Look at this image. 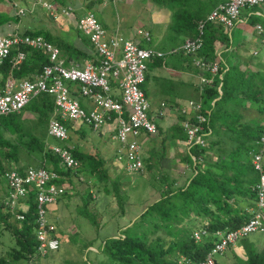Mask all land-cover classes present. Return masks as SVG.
Masks as SVG:
<instances>
[{
  "label": "trees",
  "instance_id": "1",
  "mask_svg": "<svg viewBox=\"0 0 264 264\" xmlns=\"http://www.w3.org/2000/svg\"><path fill=\"white\" fill-rule=\"evenodd\" d=\"M154 1L171 10L172 21L168 35L176 39L172 40V44L177 46H180L178 38L182 36L184 39L196 38L199 35L200 21H205L222 2V0ZM92 6L90 3V9ZM192 6L198 9L193 11ZM1 11L0 29L12 21L10 18L12 15L8 16L7 13ZM19 20L20 17L15 19V21ZM25 33L43 36L60 48L61 55L63 52L68 56L78 53L76 49L70 47L68 42L66 44L62 43L63 41L56 42L50 34L32 31ZM202 39L203 47L198 53L199 58L208 64L219 62V71L217 75H213L209 70L196 67L201 73L200 77L212 80V84L202 86L203 103L195 101L196 104L201 105V110L196 113L207 118V122L203 124L204 128L210 125L211 129L219 134L220 143L211 142L208 137L204 136L206 146L199 143L189 144V135L184 128L185 116L193 118L195 114L193 112L186 115L181 114L184 118L182 128L187 134L191 148L184 159L193 170L192 176L187 179L188 185L170 190L166 197L163 196V199L148 206L132 223V226L127 227L119 237L105 240L100 248L104 257L102 264H178L181 257H188L198 262L205 258L213 245L221 242L220 236L215 233L237 231L253 218L252 211L255 210L257 203L254 188L261 180V173L255 169L254 160L262 150L260 139L264 133V73H240L237 69H233L236 67L227 69L228 67L218 55V50L223 44L225 49L230 48L232 39L222 26L206 22ZM19 51L26 53V60L15 67L14 59L18 51L12 52L0 68V87H4L9 78L33 79L49 63V58L43 51L32 50L26 46ZM70 60L74 58L71 57ZM240 95H245L248 104H251L244 107L242 111L239 110L242 106L239 100ZM32 101L43 106L42 110L38 108L39 120L54 111L55 105L51 95L40 94ZM253 111H256L255 117L252 116ZM160 112L159 116L163 117L164 113L161 115ZM149 116L152 118L151 113ZM14 117V114L0 116L2 126H5L7 121L12 122ZM153 121L156 124L154 119ZM191 123H197V119L193 118ZM223 129H225L224 133ZM223 135H226L228 139L225 140V144L222 142ZM141 137L142 135L138 140L140 144ZM42 139L37 137L29 141L30 147L33 148L32 152L44 153L50 165L41 166V168L59 172V158L51 150L45 149L40 141ZM216 151L219 156L218 160H214ZM74 156L81 167L84 155L74 153ZM140 156L143 158L142 151ZM2 158L1 173L7 171L5 160L8 162L14 157L5 154ZM262 162L264 167V156ZM105 174L108 175L106 172ZM116 191L120 195V187ZM27 199L30 201V206L20 211L25 215L24 220H18L11 213L3 212L1 207L0 222L14 238L16 246L6 257L0 256V264H22L30 258H35L34 255L38 248L34 233L37 194L31 192ZM4 208L5 205L3 206L5 211ZM11 220L14 222L12 223ZM196 231H201L198 233L201 239L204 237L202 231L206 232L201 243H196L199 240L196 237ZM250 236L239 240L235 246L229 247L221 256L234 253L236 259H239L237 264H264V249L258 250L255 242L250 243L249 240H252ZM238 245V249L241 247L246 250L247 258L242 259L239 252H235Z\"/></svg>",
  "mask_w": 264,
  "mask_h": 264
},
{
  "label": "crops",
  "instance_id": "2",
  "mask_svg": "<svg viewBox=\"0 0 264 264\" xmlns=\"http://www.w3.org/2000/svg\"><path fill=\"white\" fill-rule=\"evenodd\" d=\"M90 3L93 5L91 9ZM59 4L64 9L72 8V12L66 16L60 15L56 19L50 17L42 8H37L34 13H30L31 15L33 14L29 19L30 24H27L22 29H24L25 32L32 31L50 34L55 38L56 42L63 41L62 43L65 44L68 42L70 47L78 51V53L76 52L77 54H71L69 56L64 52L61 55V60L68 68H82L88 63L98 62L97 53L91 45L89 38L78 29L79 20L89 12L95 14L106 30L108 37L118 36L133 40L140 44V46L142 45V48L166 53V58L164 60L159 61L156 59L149 63L147 78L143 85V90L151 105L150 113L152 114V118L156 121L158 128L156 134H143L140 139L145 172L132 175L125 167L126 162L124 163L118 159V151L121 150V145L114 139L116 132L115 124L109 123L102 130L95 131L82 121L66 119L64 124L68 128L69 139L66 143H63L51 137L49 133L51 121L59 117L55 108L53 112L48 113L49 116L38 121V108L42 110L43 106L37 105L33 101L23 111L14 114L15 117L12 122L7 121L5 126H2L0 122V161L3 160L2 155L4 156L5 154L14 157L9 159L8 162L5 160V168L7 167V170L15 169L20 172H26L29 168L38 169L41 168V166L48 167L50 164L45 158L44 153L32 152L33 148L29 145V141L37 137L43 138L40 141L44 144L45 149L48 151L51 150L56 157L57 155L52 149L54 147H66V145L71 149L73 155L74 153L84 155L81 161V167L74 170H66V168L59 163V172L56 173H59L62 177L57 181V184L64 186L67 193L60 198L57 204L49 207L50 215L53 214V210H55V206H57V211L61 214H70V210L73 209L79 213L84 212L83 216L88 217V202L86 203L87 192L91 194V199L95 200V203L98 202L103 208L100 197L93 194V187H95L96 183L92 182L90 179L91 176H96V178H99V180H96L97 182L108 183L116 190L120 187L122 192L120 191V197L117 196L120 201H124L126 195L127 199L130 197L128 190L135 192L139 189H134V180L126 178V176H145L146 173H157L160 176L156 177V181L160 184L158 188L160 197L155 199L154 202L160 201L163 199V196L166 197L167 192L172 189L175 190L187 186L189 182H187V179L192 176L193 170L190 168L188 162L184 160L191 148L188 144L187 134L182 128L184 118L181 117V114L183 109L187 106L188 101H203L202 86L200 83L201 73L193 64L194 58L185 56L182 52V47L189 38L184 39L183 36L178 38L180 46L172 44V40L176 39L168 35L169 26L172 21V13L170 10L166 6L156 4L154 0H100L97 3L91 2L90 0H59ZM10 5L8 1V4L4 3L3 6L5 8L9 6V9H11ZM4 7H2V11H0L7 13V11H4ZM192 9L196 11L198 8L192 6ZM180 11H182V9ZM140 12L144 13V16L139 17ZM249 13H254V15H248ZM41 14L44 15L46 19L39 17ZM135 14H137L139 18H135ZM16 18H18V16L16 17L13 15L12 19L15 20ZM242 20L243 23L234 29L235 36H232V33L230 35L232 39L230 48L228 47L225 49L224 44L220 45L218 55H220L221 59L228 67V70L236 67L233 69H237L240 73H264V58H259L260 52L252 48L251 56L250 51H248L249 47L245 44L247 41L251 42L253 36H257L254 31L253 21L263 24L264 6L256 7L252 11L245 9L242 13ZM20 21L21 18L18 22ZM12 26V24L3 26L0 29V35L12 34L9 30V27ZM14 26V28L22 31L19 23ZM164 29H168V33H165ZM234 39L236 40L237 46ZM233 44H235V47ZM71 57H73L74 60H70ZM14 80L20 81L17 79ZM2 87L3 86L0 88ZM70 87L73 96L80 102L82 107L90 110L92 108L90 100L80 94L78 84L70 83ZM111 92L121 101V91L115 83H113ZM239 100L242 102V106L239 107L240 111H242L244 107L251 105L248 104L245 95H240ZM160 111H163V117L159 116ZM252 116H256V111H253ZM37 132L38 135L33 134ZM224 132L225 129H223V133ZM225 140L228 139L226 135H223V144H225ZM210 141L220 143L219 134L214 130H212ZM227 148L230 150L229 146ZM224 150H226L225 146ZM218 159L219 156L216 151V153H214V160ZM208 163L211 162L208 161ZM184 164L186 167L182 169ZM94 170H96L95 172H97V174L93 172ZM103 172L104 177L101 178L99 174ZM105 172L108 173V175H106ZM1 174L0 172V212L1 207L2 211L5 212L3 206L6 205L5 202L9 197V188L6 180ZM70 187L76 189L70 191ZM116 190L115 194L118 195ZM104 191L109 194L107 190ZM144 192H146L148 196L155 193L153 190H144ZM80 194H82V196ZM93 195L95 197H92ZM29 206L30 201L26 199L23 208L27 209ZM94 210L102 214L97 206ZM141 215L139 214V217ZM139 217H135L132 222H129L128 227ZM50 221L56 224L58 230L59 226L51 216ZM82 229L86 230L89 229V227L85 223ZM112 237L117 236L114 235ZM249 242L252 243L254 241L249 240ZM238 247L239 245L237 248ZM242 249L243 248L240 247L238 251Z\"/></svg>",
  "mask_w": 264,
  "mask_h": 264
},
{
  "label": "built area",
  "instance_id": "3",
  "mask_svg": "<svg viewBox=\"0 0 264 264\" xmlns=\"http://www.w3.org/2000/svg\"><path fill=\"white\" fill-rule=\"evenodd\" d=\"M95 3L100 0H91ZM117 1V0H115ZM264 4V0H222L205 21L199 23V35L185 41L182 52L185 56H194V65L198 68L209 70L213 75L219 71V63L208 64L198 57L203 47V34L206 22L222 26L226 32H231L243 23L242 13L245 9H252ZM18 8L20 15H27L37 8L44 9L52 18L60 15H69L72 8L64 9L59 0H31L29 8H20L17 3H11ZM248 15H254L249 13ZM78 29L86 35L95 49L98 62L88 63L85 67L68 68L61 60L59 47L46 40L41 35L15 32L0 35V68L12 52L18 51L14 59V66L21 65L26 60V53L19 51L22 47L32 50H40L47 54L49 63L33 79L16 81L9 78L3 88H0V116H10L23 111L31 101L40 94H48L54 98L55 110L59 114L49 126L50 136L66 143L69 139L68 128L64 124L67 120L82 121L93 130L100 131L107 124L116 125L114 139L120 145V160L126 162L127 170L131 173H141L144 170V160L140 156L141 145L139 138L143 134L154 135L158 132L157 125L149 116L151 105L143 90L147 78L149 63L164 60L166 53L140 47L133 40L122 37H108L103 25L93 12L87 13L78 22ZM256 31L264 44V27L256 25ZM201 82L212 84L211 79L203 78ZM70 83H77L80 94L90 100L92 108L82 107L73 96ZM113 83L121 91V101L112 94ZM201 105L190 101L183 109L182 114L193 112L197 123H191V116H185L184 127L189 135V144H205L209 135L207 122L204 115H198ZM162 115L163 112H160ZM204 136L206 138L204 139ZM261 152L256 155L255 169L261 173V180L254 188L257 203L252 211L253 218L243 228L233 232H217L221 242L216 244L205 260L194 262L191 259L182 258L179 264H215V257L222 254L231 246L243 238L255 233H264V133L260 139ZM60 161V165L66 170H74L79 167V161L73 155L71 149L66 147H54L52 149ZM1 157V151H0ZM9 188V197L5 202V212L11 213L18 220H24L21 214L28 195L37 194V207L35 227L38 240V252L49 255L60 249L56 226L48 218V209L57 204L60 198L66 194V188L57 184L62 177L59 173L45 168H29L25 173L18 170H7L1 174ZM23 201V203H22ZM201 232V231H200ZM198 232V233H200ZM196 233L197 239L201 235ZM206 235L205 231H202ZM39 254L36 255L40 256ZM47 255V256H48ZM46 257V256H45ZM35 258H30L25 264H34Z\"/></svg>",
  "mask_w": 264,
  "mask_h": 264
},
{
  "label": "rangeland",
  "instance_id": "4",
  "mask_svg": "<svg viewBox=\"0 0 264 264\" xmlns=\"http://www.w3.org/2000/svg\"><path fill=\"white\" fill-rule=\"evenodd\" d=\"M9 3L15 2L18 4L20 8H25L27 6L30 7L31 0H8ZM7 0L0 1V7H4V3L8 4ZM264 4H261L256 7H263ZM254 7V8H256ZM5 8V7H4ZM7 6L4 11H7L8 16L10 18H13L14 16H18L21 18V21H15L12 19L9 23L6 25L12 24V27H9L10 33H23L25 32L23 27H25L29 23L31 12H28L27 15H20L17 11L18 8L11 7L10 5ZM179 8V7H178ZM252 9H248L252 11ZM9 11V12H8ZM171 12V10H170ZM12 13V14H11ZM172 13V12H171ZM144 16V13L140 12L139 17ZM42 19H46L44 15H40ZM135 18H139L137 14L134 16ZM141 20V19H140ZM142 21V20H141ZM143 22V21H142ZM19 23L20 29L22 31H19V29L14 28L15 24ZM264 24V22H263ZM5 26V25H4ZM15 31V32H14ZM165 33H168V29H164ZM257 35V34H256ZM232 36H235V32L233 30ZM235 44L237 46L236 40L234 39ZM253 43V44H251ZM235 44L233 46L235 47ZM249 48L248 51H250V55L252 56V51L257 50L260 52L259 58H264V44L261 41V38L257 36H253L251 39V42L247 41L245 43ZM38 121H40L38 119ZM37 134V133H33ZM27 141V140H26ZM207 142L203 144V146H206ZM38 156V155H37ZM186 165L184 164V169ZM132 175H137L135 173H130ZM99 176L101 178L104 177L103 173H100ZM156 177H160L157 173H146L145 176H126V178H129L131 180H134V184L136 188H139L135 192H131V190H128V194L130 197L127 199V195L124 197V201H120L119 198L115 194V189L109 185L108 183L104 182H97L96 180H99V178H96V176H91L90 179L95 184V187H93V194L98 195L100 197V202L103 205V208L100 206V204L96 201L91 199V194L89 192L86 193L87 196V209L89 211V216L85 217L83 216V213H79L74 211L73 209L70 210L71 213L67 214L57 211V206L55 210H53V214L51 218L58 224V234L60 239V249L56 252H53L51 254L45 255L44 253L42 255L39 254L37 251V254L35 256L34 264H102L104 257L102 256V253L100 252V248L105 240L111 238L112 236L116 235L117 237L120 236V233L125 232V229L129 226V222H132V220L135 217H139V214L143 213V210L152 205L155 199L160 197V194L158 193V188L160 184L156 181ZM159 180V179H158ZM94 185V184H93ZM76 189L74 187H70V191ZM80 190V189H79ZM104 190H107L109 194H107ZM145 191H155L154 194L148 196V194ZM122 192V190H120ZM100 195H99V194ZM82 196V194H80ZM92 197H95V196ZM77 196V197H81ZM98 204V205H97ZM97 206L98 209L102 212V214L96 212L94 208ZM125 209V212H124ZM84 211V209H83ZM6 213V212H5ZM124 213V215H123ZM15 217V216H14ZM16 218V217H15ZM90 220V221H89ZM13 223L14 221L11 220ZM87 224L89 229H82L83 224ZM94 224V225H93ZM132 226V225H131ZM250 238L256 243L258 250L264 249V235L262 234H253L250 236ZM16 246V243L14 241V238L11 236V234L5 230L4 226L0 222V256L6 257L8 253L11 251L13 247ZM235 252H239V255L242 256V259L247 258L246 257V250H239L238 248L235 250ZM11 255V253L9 254ZM234 253H228L224 256H218L217 261L218 264H237L239 263V259H236V256H234ZM47 256V257H45ZM238 258V257H237ZM25 264V263H22Z\"/></svg>",
  "mask_w": 264,
  "mask_h": 264
},
{
  "label": "clouds",
  "instance_id": "5",
  "mask_svg": "<svg viewBox=\"0 0 264 264\" xmlns=\"http://www.w3.org/2000/svg\"><path fill=\"white\" fill-rule=\"evenodd\" d=\"M91 1V0H90ZM91 2H93V1H91ZM13 3H15V2H13ZM11 4V3H10ZM219 5V4H218ZM30 6H31V4H30ZM217 7V6H216ZM25 8H29V6H27V7H25ZM44 10V9H43ZM36 11V10H35ZM34 11V12H35ZM45 11V10H44ZM33 12V13H34ZM253 24H254V31H255V33L257 34V31H256V25H258V24H260V25H262L263 27H264V24H262V23H259V22H256V21H253ZM241 25V24H240ZM240 25H238L237 27H239ZM236 27V28H237ZM234 30V29H233ZM232 30V31H233ZM232 31L231 32H227L228 34H230L231 35V33H232ZM25 33V32H24ZM258 35V34H257ZM259 36V35H258ZM188 57H193V58H195L194 56H188ZM199 57V56H198ZM221 58V57H220ZM222 60V59H221ZM219 63V62H218ZM194 64V63H193ZM195 66V65H194ZM196 67V66H195ZM201 79H202V77H200V83H201V86H203V85H206V84H203L202 82H201ZM190 101H188V103H189ZM204 109V108H203ZM202 113H203V111H202ZM204 114V113H203ZM207 130H208V132H209V135H208V138L210 139V137H211V135H212V129H211V127H210V125H208L207 126ZM141 145V144H140ZM141 148H142V145H141ZM121 154H120V151H118V159H119V156H120ZM120 160V159H119ZM120 161H123L124 163H125V161L124 160H120ZM145 172V163H144V170H143V172H141V173H135V174H142V173H144ZM129 173H131V172H129ZM67 193V192H66ZM255 208V207H254ZM48 218H49V220H50V216H49V209H48ZM55 226H56V224H55ZM56 230H57V227H56ZM198 232H200V231H196V233H198ZM219 232H222V231H219ZM34 233H35V236H36V238H37V235H36V227H35V231H34ZM58 234V233H57ZM255 234H257V233H255ZM259 234H263V233H259ZM215 235H216V233H215ZM214 235V236H215ZM251 235H253V234H251ZM250 236V235H249ZM204 237H205V235H204ZM204 237L201 239V240H198V241H196V243H201V241H203V239H204ZM58 238H59V234H58ZM60 240V239H59ZM37 242H38V240H37ZM60 244H61V242H60ZM215 245H213V247H214ZM213 247H212V249H213ZM232 247V246H231ZM211 249V250H212ZM37 250H38V248H37ZM211 250L209 251V252H211ZM209 252L206 254V256H205V258L207 257V255L209 254ZM221 255H223V254H219V255H217L216 257H215V264H218V261H217V257L218 256H221ZM47 257V256H46ZM182 258H187V259H190V258H188V257H181L180 258V260L182 259ZM205 258L203 259V260H205ZM179 260V261H180ZM192 260V259H191ZM202 260V261H203ZM193 261V260H192ZM195 262V261H194ZM178 264H179V262H178Z\"/></svg>",
  "mask_w": 264,
  "mask_h": 264
}]
</instances>
